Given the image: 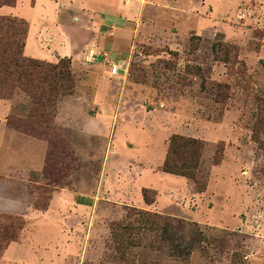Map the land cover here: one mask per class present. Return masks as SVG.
Listing matches in <instances>:
<instances>
[{"label":"rangeland","instance_id":"rangeland-1","mask_svg":"<svg viewBox=\"0 0 264 264\" xmlns=\"http://www.w3.org/2000/svg\"><path fill=\"white\" fill-rule=\"evenodd\" d=\"M100 3L96 45L90 23L77 57L0 76V264H264V0ZM2 7L9 40L36 16ZM175 135L204 143V192L162 171Z\"/></svg>","mask_w":264,"mask_h":264},{"label":"crops","instance_id":"crops-1","mask_svg":"<svg viewBox=\"0 0 264 264\" xmlns=\"http://www.w3.org/2000/svg\"><path fill=\"white\" fill-rule=\"evenodd\" d=\"M100 1L102 0H34V4L32 6L28 4V0H24V3L27 4V6L36 13L35 19L28 20L29 30L24 47V55H26L27 57L38 59H56L58 57H71L76 51L74 48H72V44L74 42L73 39L75 36L85 38L84 44L88 49V29L93 28L91 26V24L93 23L99 25V27L96 28L98 33L92 36L94 37L92 45H96V43L99 42V39L103 37V35H101L100 29L102 25L105 24L106 19H108L106 17L101 18V14L106 16L112 15L113 17H117V14L115 12H111V10H113L112 6H109L108 4L103 5L100 3ZM3 8L4 7L0 8V12L6 11L2 10ZM22 8L20 10H22ZM10 9L16 10L15 8ZM110 12L112 14H110ZM41 41L52 43V48L44 50L42 48ZM91 49L95 50V48L93 47ZM75 56L77 57V54H75L74 57ZM112 179L113 181L117 180V178L115 180L114 177H112ZM116 185L115 187H113V189H111V192L113 194L111 193L109 195V199L110 197L114 199H120V195H123L124 197V188L119 182H117ZM120 190H122V194L118 193V191ZM108 191L109 190H106V188H103L100 191V195L102 197L108 198ZM136 194L137 196L134 197V200L137 202L138 199L140 200L139 197L141 194L140 191H138V188ZM114 195L117 197L115 198ZM126 197L128 199L129 196L126 195ZM95 199V195H88V209L91 208V206L95 202ZM79 208L85 207L79 206ZM48 211H51V209H49ZM15 244L19 243H14V245ZM11 247L12 245H10L5 250L4 257L7 256V253L9 252ZM52 263L53 261H48L45 264Z\"/></svg>","mask_w":264,"mask_h":264},{"label":"trees","instance_id":"trees-1","mask_svg":"<svg viewBox=\"0 0 264 264\" xmlns=\"http://www.w3.org/2000/svg\"><path fill=\"white\" fill-rule=\"evenodd\" d=\"M9 4H13V2L6 1L1 5ZM16 21L17 20L10 17H0V76L5 79L13 75L14 72L20 76L21 69L24 68L27 63L32 62L23 57V51L29 30V26L26 23H24L25 26L17 30L14 39L12 38L9 40L10 38H5V35H1V33L6 32L5 30H8V28L10 29V24ZM52 82L54 84V80ZM53 84H49L50 91L55 87ZM43 98L40 99L41 102L45 100ZM203 149L204 143L201 140L178 135L172 136L169 143L167 157L162 165V171L164 173L190 178L197 185L198 191L204 192L206 185H201L199 181L200 178H198ZM219 163L220 158H216L215 164ZM150 193L152 192L147 188L142 190V196L146 204H153L155 202V195L150 197ZM43 209H46V207ZM138 214L142 221H148L149 218L158 216L143 211H140Z\"/></svg>","mask_w":264,"mask_h":264},{"label":"built area","instance_id":"built-area-1","mask_svg":"<svg viewBox=\"0 0 264 264\" xmlns=\"http://www.w3.org/2000/svg\"><path fill=\"white\" fill-rule=\"evenodd\" d=\"M108 61V60H107ZM110 64V63H109ZM110 67H111V71H110V74L112 76H117L119 73H120V66L117 65V64H110Z\"/></svg>","mask_w":264,"mask_h":264}]
</instances>
